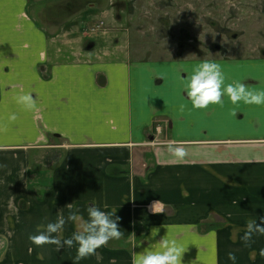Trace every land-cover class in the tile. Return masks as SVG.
<instances>
[{"label": "crops", "instance_id": "crops-1", "mask_svg": "<svg viewBox=\"0 0 264 264\" xmlns=\"http://www.w3.org/2000/svg\"><path fill=\"white\" fill-rule=\"evenodd\" d=\"M48 1L0 0V264H73L76 245L29 236L59 216L71 236L67 217H86L89 203L115 209L123 235L78 264H133L152 228L182 243V264H233L230 252L235 264H264V235L241 239L264 215V104L225 96L194 109L181 88L214 60L226 83L264 90V58H105L83 51ZM25 92L35 109L17 103ZM171 141L188 149L183 160Z\"/></svg>", "mask_w": 264, "mask_h": 264}, {"label": "rangeland", "instance_id": "rangeland-1", "mask_svg": "<svg viewBox=\"0 0 264 264\" xmlns=\"http://www.w3.org/2000/svg\"><path fill=\"white\" fill-rule=\"evenodd\" d=\"M48 3L65 15L69 37L81 35L83 51L105 58L115 57L117 49L126 50L132 60L264 58V0Z\"/></svg>", "mask_w": 264, "mask_h": 264}, {"label": "clouds", "instance_id": "clouds-1", "mask_svg": "<svg viewBox=\"0 0 264 264\" xmlns=\"http://www.w3.org/2000/svg\"><path fill=\"white\" fill-rule=\"evenodd\" d=\"M177 71L181 76L184 73L182 66H178ZM226 80L225 70L220 63L204 60L194 66L186 79L181 80L182 93H184L181 94L191 102L194 109H207L209 105L223 106L225 96L232 104L239 102L264 104V90H253L243 83V80L233 83H226ZM16 101L25 109L37 107V98L30 92L17 95ZM183 107L184 105H181V108ZM9 119L16 120V114H10ZM182 144L181 141H171L167 144V151L174 158L183 160L188 155V149L181 146ZM2 167L4 165L0 164V168ZM86 212V217L78 208L70 212L67 220L75 225L76 230L69 237L62 238L66 220L63 216H59L54 222L37 225V233L30 235L29 239L36 245L54 244L58 251L65 246L71 248L76 245L73 264H78L81 259L94 255L97 249L110 240H119L122 237L123 233L118 224L120 217L116 215L115 209L105 211L95 203H89ZM159 231V228H152L150 233L144 236L147 246L142 252H135L133 264H182V255L186 251L182 243L176 238L165 236L156 240ZM254 234L264 235V215L247 220L241 239L247 245ZM260 255L264 256V249L260 250ZM228 258L235 264L237 257L234 253L230 252Z\"/></svg>", "mask_w": 264, "mask_h": 264}, {"label": "built area", "instance_id": "built-area-1", "mask_svg": "<svg viewBox=\"0 0 264 264\" xmlns=\"http://www.w3.org/2000/svg\"><path fill=\"white\" fill-rule=\"evenodd\" d=\"M160 130L158 129V132H159Z\"/></svg>", "mask_w": 264, "mask_h": 264}]
</instances>
